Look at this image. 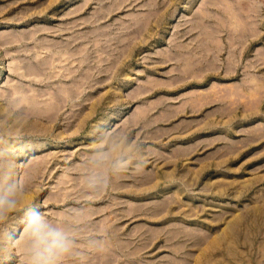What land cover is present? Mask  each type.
Listing matches in <instances>:
<instances>
[{"label": "rangeland", "instance_id": "rangeland-1", "mask_svg": "<svg viewBox=\"0 0 264 264\" xmlns=\"http://www.w3.org/2000/svg\"><path fill=\"white\" fill-rule=\"evenodd\" d=\"M52 55L70 57L58 71L93 74L89 95L55 120L34 99L66 82L38 85L32 66ZM133 134L127 165L88 187L91 154ZM9 162L26 203L0 223V249L37 207L78 224L74 264H264V0H0V167ZM5 261L21 264L19 250Z\"/></svg>", "mask_w": 264, "mask_h": 264}, {"label": "clouds", "instance_id": "clouds-1", "mask_svg": "<svg viewBox=\"0 0 264 264\" xmlns=\"http://www.w3.org/2000/svg\"><path fill=\"white\" fill-rule=\"evenodd\" d=\"M134 139V134L131 137L110 136L91 154L85 184L98 188L105 182L106 171H121L128 163L127 153L132 150ZM22 203H26L25 189L22 182L15 178L13 165L9 162L0 167V223ZM79 235L80 229L75 221L57 220L37 207H30L20 225V234L8 232L4 237L6 247L0 249V254L18 249L21 264H71L84 254L78 242ZM87 245L99 249L104 241L99 237H90Z\"/></svg>", "mask_w": 264, "mask_h": 264}, {"label": "bare ground", "instance_id": "bare-ground-1", "mask_svg": "<svg viewBox=\"0 0 264 264\" xmlns=\"http://www.w3.org/2000/svg\"><path fill=\"white\" fill-rule=\"evenodd\" d=\"M237 3V2H236ZM239 3V2H238ZM237 3V4H238ZM243 3V2H242ZM155 4V3H154ZM246 4V3H245ZM240 5V4H239ZM111 6H113V5H111ZM110 6V7H111ZM115 7H117V6H114V8ZM120 7V6H119ZM118 7V8H119ZM155 7V6H154ZM150 10H154V8H150ZM109 11H110V9H109ZM221 11V10H220ZM148 12H149V10H148ZM153 12H157V11H153ZM198 15V14H197ZM199 18H200V20L199 21H201L202 22V20H203V22H204V16L202 15V14H200L199 13ZM199 18H197V19H199ZM206 19V18H205ZM216 19L218 20V18L216 17ZM197 21V20H196ZM198 21V22H199ZM202 22V23H203ZM206 22V21H205ZM200 23V22H199ZM198 23V26L201 24H199ZM193 25H195V23L193 24ZM204 25H205V23H204ZM203 25V26H204ZM202 27V26H201ZM196 28V27H195ZM203 28V27H202ZM205 28H206V25H205ZM196 29H198V28H196ZM207 29V28H206ZM215 30V29H214ZM219 30V29H218ZM186 31V30H185ZM189 31V30H188ZM210 31V30H209ZM212 31V30H211ZM210 31V32H211ZM192 32V31H191ZM206 32H207V30H206ZM210 32L209 33H207L208 34V36L207 37H211V38H213L212 36L213 35H215V34H210ZM218 32V31H217ZM214 33V32H213ZM217 34V33H216ZM210 35V36H209ZM202 40V39H201ZM206 42V41H205ZM200 43H201V41H200ZM204 42H202L201 44H203ZM210 43V42H209ZM198 44V43H197ZM211 44V46H212V44L213 43H210ZM217 44L218 43H216V47H217ZM196 45V44H195ZM202 48H204L202 45H200ZM213 46H214V44H213ZM219 46V45H218ZM195 47V46H194ZM205 47H207L206 45H205ZM216 47H214V48H216ZM196 48H198L197 46H196ZM213 48V49H214ZM200 49V48H199ZM208 49L210 50V48L208 47ZM207 48H206V52H208L207 50H208ZM218 49H220V47L218 48ZM196 50V49H195ZM203 50V49H202ZM190 51V50H189ZM188 51V52H189ZM218 50H216V52H217ZM198 52V51H197ZM204 52H205V48H204ZM199 53H201V51L199 52ZM70 53H68V55H69ZM208 54V53H207ZM62 55V54H61ZM61 55L59 56H53L52 55V58L51 59H47V60H36V63L35 64H33L32 66L34 67L33 68V70H35L41 77H40V79L39 80H37V81H33V82H37L38 83V85L39 84H43L44 82H51V80L53 79V78H57L58 80H59V82H60V80H63V81H65L66 83H64V84H62V85H60V86H58V87H53L55 90L54 91H49V92H47L46 93V95L48 94V96L44 99V100H40V99H38L37 97H35V99H34V101H35V103L39 106L40 105V103L42 104V102L43 101H47V103H48V108H47V106H46V108L47 109H45V110H48V111H46L47 113H49L48 115L51 117V119H53L54 118V120L55 119H57L58 117H60L61 118V111L63 110V108L65 107V106H69V105H74V100L76 99V97H79V95H81V94H85L86 93V96L87 95H89V93L91 92L90 91V88L91 87H93L92 86V84H91V81H92V78H93V74L89 71V70H87L86 69V71L82 74L83 75V80L82 79H80L81 81H78L79 79H77V76L75 75V71H73V69L72 68H66L65 66V69L63 70V71H58V70H56V68L57 67H59V65H58V63L59 62H61V61H66V60H70V57H61ZM66 55V54H65ZM72 55V54H71ZM74 55V54H73ZM72 55V56H73ZM195 55V54H194ZM192 56V55H191ZM208 56V55H207ZM75 57V56H74ZM185 57V63H186V65L189 67V68H195V67H199L200 66V64L199 63H201V61H198V60H195V59H188V57L186 58V56H184ZM190 57V56H189ZM203 57H205V56H203ZM210 57V56H209ZM72 58V57H71ZM206 58V57H205ZM56 60L57 61H59L58 63L56 62ZM72 60V59H71ZM76 60V59H75ZM199 60H200V58H199ZM202 60V59H201ZM209 60V59H208ZM72 61H74V60H72ZM67 62V64H68V62L69 61H66ZM203 62H204V60H203ZM211 62V61H210ZM57 63V64H56ZM62 63V62H61ZM61 63H60V65H61ZM81 63L83 64V62L81 61ZM80 63V64H81ZM206 63H209V62H206ZM205 63V64H206ZM63 64H65V63H63ZM67 64H65V65H67ZM199 64V65H198ZM73 65V64H72ZM78 65V64H77ZM185 65V66H186ZM203 65V64H202ZM215 65V64H214ZM82 66V65H81ZM186 66V67H187ZM211 66H213L212 65V63H211ZM70 67V66H69ZM63 68V67H62ZM199 68H201V67H199ZM75 69V68H74ZM62 70V69H61ZM34 71V72H35ZM57 79H55V80H57ZM47 80V81H46ZM60 83H62V82H60ZM46 84V83H45ZM48 85V84H47ZM46 86V85H45ZM49 86V85H48ZM85 87V88H84ZM86 89H88V91L87 92H85L86 91ZM84 92V93H83ZM46 95H44V96H46ZM84 98V97H83ZM22 99V98H21ZM27 99V96L24 98V100L25 101H27L28 99H29V97H28V99ZM31 99H33V98H31ZM23 100V101H24ZM20 101V100H19ZM21 102V101H20ZM28 102V101H27ZM24 103H26V102H24ZM44 103V102H43ZM34 103H32V105H33ZM35 104V105H36ZM20 106H21V103H20ZM41 106V105H40ZM34 107V106H33ZM45 107V106H44ZM31 111L32 110H30V113H31ZM34 113V112H33ZM37 114V113H36ZM46 114V113H45ZM43 115V114H42ZM47 115V114H46ZM38 116H39V114H38ZM40 116H41V113H40ZM47 118L49 119V117L47 116ZM35 175V174H34ZM36 176V175H35ZM63 199V198H62ZM84 215H85V213H84ZM84 215H82V216H84ZM94 215V214H93ZM85 216H88V214H86ZM64 218V217H63ZM82 218H84V217H82ZM81 218V219H82ZM86 218V217H85ZM84 218V219H85ZM88 218V217H87ZM86 218V219H87ZM62 219V218H61ZM63 220H68V221H74V220H72V219H69V218H66L65 217V219H63ZM77 220V219H76ZM83 220V219H82ZM79 221V220H78ZM88 246V245H87ZM84 247H86V246H83V248ZM90 248V247H89ZM85 249H87V248H85ZM100 249V248H99ZM98 249V250H99ZM104 249H105V247H104ZM84 251V250H83ZM89 251V250H88ZM100 251V250H99ZM98 251V252H99ZM109 251V250H108ZM86 253V252H85ZM88 253V252H87ZM111 253V252H110ZM84 255V254H83ZM88 255H91V254H88ZM88 255H86V256H84V257H86L87 258V262H84V263H82V264H95V263H93V257H92V255L91 256H88ZM99 255H100V253H99ZM98 255V256H99ZM97 256V257H98ZM106 257V256H105ZM96 258V257H95ZM84 259V258H83ZM99 259V258H98ZM86 260V259H85ZM75 261V260H74ZM73 262V261H72ZM99 262V263H98ZM98 264H107L106 263V260H104V259H101V260H98ZM7 263V261H5L3 264H6ZM76 263V262H75ZM71 264H74V263H71ZM76 264H80V263H76Z\"/></svg>", "mask_w": 264, "mask_h": 264}]
</instances>
